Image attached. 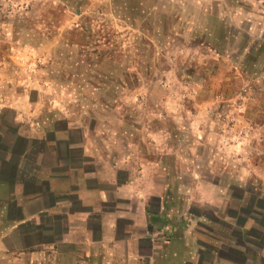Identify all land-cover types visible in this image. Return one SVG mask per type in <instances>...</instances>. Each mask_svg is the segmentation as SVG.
<instances>
[{
  "label": "crops",
  "instance_id": "1",
  "mask_svg": "<svg viewBox=\"0 0 264 264\" xmlns=\"http://www.w3.org/2000/svg\"><path fill=\"white\" fill-rule=\"evenodd\" d=\"M116 100L106 98L104 109ZM119 104L110 112L8 107L14 128L0 123V264H264V180L248 182L242 163L231 173L214 153L206 176L181 172V152L195 145L180 146V120L209 112H166L173 124L152 125L156 108L173 102L150 101L140 116ZM247 193L242 217L229 200Z\"/></svg>",
  "mask_w": 264,
  "mask_h": 264
},
{
  "label": "rangeland",
  "instance_id": "2",
  "mask_svg": "<svg viewBox=\"0 0 264 264\" xmlns=\"http://www.w3.org/2000/svg\"><path fill=\"white\" fill-rule=\"evenodd\" d=\"M250 1L0 0V123L14 128L13 105L110 112L119 103L104 109V101L114 97L140 116L167 98L172 109L158 106L152 125L173 124L166 112L210 114L180 120V146L195 145L181 152L183 176L188 169L206 176L214 153L231 173L242 163L248 182L262 181L264 0ZM248 195L229 200L242 217Z\"/></svg>",
  "mask_w": 264,
  "mask_h": 264
}]
</instances>
